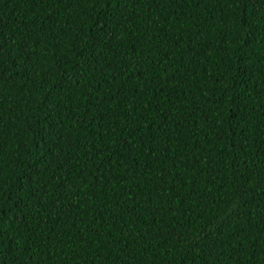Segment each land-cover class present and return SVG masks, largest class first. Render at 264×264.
<instances>
[{"label":"trees","instance_id":"trees-1","mask_svg":"<svg viewBox=\"0 0 264 264\" xmlns=\"http://www.w3.org/2000/svg\"><path fill=\"white\" fill-rule=\"evenodd\" d=\"M0 35V264H264V0H0Z\"/></svg>","mask_w":264,"mask_h":264},{"label":"snow or ice","instance_id":"snow-or-ice-1","mask_svg":"<svg viewBox=\"0 0 264 264\" xmlns=\"http://www.w3.org/2000/svg\"><path fill=\"white\" fill-rule=\"evenodd\" d=\"M116 2L119 3L120 0H116ZM109 3L111 4V0H109ZM6 47H7V45L4 43L3 36L0 35V52H3ZM41 200H42V198H41ZM0 235H2V234H0ZM2 244H3V240L0 239V245H2ZM25 255H27V251L25 252Z\"/></svg>","mask_w":264,"mask_h":264}]
</instances>
